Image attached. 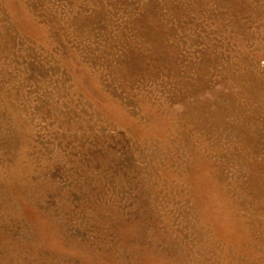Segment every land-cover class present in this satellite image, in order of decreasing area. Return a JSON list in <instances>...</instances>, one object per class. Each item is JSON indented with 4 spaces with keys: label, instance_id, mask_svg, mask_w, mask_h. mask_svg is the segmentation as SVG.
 <instances>
[{
    "label": "rangeland",
    "instance_id": "rangeland-1",
    "mask_svg": "<svg viewBox=\"0 0 264 264\" xmlns=\"http://www.w3.org/2000/svg\"><path fill=\"white\" fill-rule=\"evenodd\" d=\"M0 264H264V0H0Z\"/></svg>",
    "mask_w": 264,
    "mask_h": 264
}]
</instances>
